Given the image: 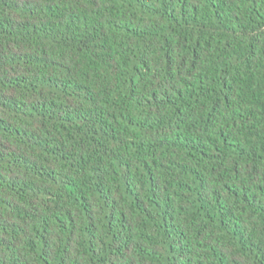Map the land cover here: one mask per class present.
<instances>
[{
  "label": "trees",
  "instance_id": "16d2710c",
  "mask_svg": "<svg viewBox=\"0 0 264 264\" xmlns=\"http://www.w3.org/2000/svg\"><path fill=\"white\" fill-rule=\"evenodd\" d=\"M0 264H264V0H0Z\"/></svg>",
  "mask_w": 264,
  "mask_h": 264
}]
</instances>
